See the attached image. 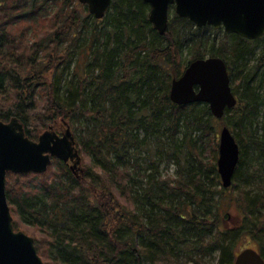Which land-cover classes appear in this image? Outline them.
<instances>
[{
    "label": "trees",
    "instance_id": "1",
    "mask_svg": "<svg viewBox=\"0 0 264 264\" xmlns=\"http://www.w3.org/2000/svg\"><path fill=\"white\" fill-rule=\"evenodd\" d=\"M150 10L112 0L96 19L79 0H0V119L18 118L33 140L68 123L86 166L82 178L58 159L7 174L14 229L45 264H210L215 253L234 264L247 247L264 257V36L198 27L173 9L160 34ZM215 56L238 97L222 119L170 99L191 61ZM214 121L240 146L229 188Z\"/></svg>",
    "mask_w": 264,
    "mask_h": 264
},
{
    "label": "water",
    "instance_id": "2",
    "mask_svg": "<svg viewBox=\"0 0 264 264\" xmlns=\"http://www.w3.org/2000/svg\"><path fill=\"white\" fill-rule=\"evenodd\" d=\"M89 12L101 19L112 0H79ZM150 7L149 19L154 28L164 34L168 28L170 8L202 27L224 28L248 39L264 36V0H144ZM170 99L178 105L208 103L213 115L224 116L227 108L236 106L238 99L231 87L226 61L221 57H205L191 61L179 78L171 84ZM70 129L60 136L52 127L38 140L26 136L23 124L14 117L0 119V264H45L37 252L35 240L23 231H15L7 198V174L44 173L52 158L68 161L80 155ZM217 168L224 188L233 183L240 159V146L228 126L220 131ZM234 264H264L256 249L247 247L235 257Z\"/></svg>",
    "mask_w": 264,
    "mask_h": 264
},
{
    "label": "rangeland",
    "instance_id": "3",
    "mask_svg": "<svg viewBox=\"0 0 264 264\" xmlns=\"http://www.w3.org/2000/svg\"><path fill=\"white\" fill-rule=\"evenodd\" d=\"M82 8V7H81ZM211 35H212V33H210ZM216 34V36H218V37H222V38H224L225 36H223V33L221 32V31H219V32H217V33H215ZM234 85H235V83H234ZM233 85V86H234ZM232 86V85H231ZM213 124V126H214V129H213V131H212V136L214 137V135L215 136H217V138H216V140H217V142L219 141V133H220V129H221V127H222V125L223 124H221V123H219V122H213L212 123ZM50 127H52V129L53 130H55V131H57V132H63V133H65L66 132V130L67 129H70L71 131H72V133H73V135L75 136V133H74V131L72 130V128H71V126L68 124V123H66V122H61V121H57V122H55V124H53V125H51V126H49L48 128H50ZM47 128V129H48ZM199 134H200V132H198V131H195L194 132V137L196 136V138L199 136ZM214 134V135H213ZM205 140L207 141V138H205ZM219 143V142H218ZM77 148H78V150H79V152H80V148H79V146L77 145ZM211 155V154H210ZM217 159H218V157H217ZM58 162L54 159V161H53V166H55V167H57L58 166V164H57ZM85 163H84V158H83V155L81 156V163L78 165V167H77V173H76V175L79 177V178H82L83 177V175H84V173H85V170H86V166L84 165ZM165 163L164 164H162L161 165V171L162 172H165ZM68 168H70L69 167V165H68ZM175 171H176V166L174 165V164H171L170 165V167H169V170H168V173L167 174H169V175H172V176H175ZM164 174H166V173H164ZM166 174V175H167ZM230 210H231V212L234 214V221L235 222H237V220H238V215H239V211L235 208V206H230ZM234 222V223H235ZM217 259H218V255H217V253H215V255H214V258H213V260L210 262V264H216L217 263ZM207 263H208V261H207Z\"/></svg>",
    "mask_w": 264,
    "mask_h": 264
},
{
    "label": "flooded vegetation",
    "instance_id": "4",
    "mask_svg": "<svg viewBox=\"0 0 264 264\" xmlns=\"http://www.w3.org/2000/svg\"><path fill=\"white\" fill-rule=\"evenodd\" d=\"M61 133L63 134V132H60V134ZM67 165H69L71 171L76 175V173H77V167H74V163L70 160L69 162H67Z\"/></svg>",
    "mask_w": 264,
    "mask_h": 264
}]
</instances>
